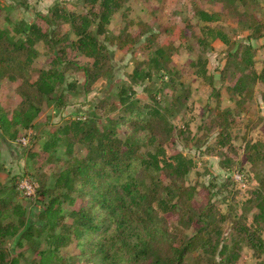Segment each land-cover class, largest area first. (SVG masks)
Returning a JSON list of instances; mask_svg holds the SVG:
<instances>
[{
    "label": "trees",
    "instance_id": "obj_1",
    "mask_svg": "<svg viewBox=\"0 0 264 264\" xmlns=\"http://www.w3.org/2000/svg\"><path fill=\"white\" fill-rule=\"evenodd\" d=\"M82 1L86 10H68L55 2L46 13L36 9L31 21L19 18L12 29L0 26V80L16 81L20 96L10 109L0 105V137L8 140L19 137L39 115L46 97L64 99L58 87L65 82L67 68L81 70L86 87L110 74L112 51L105 34L111 16L127 0ZM208 1L219 2L222 9L193 5V13L205 23L203 35H196L195 39L201 46L205 45L206 36L226 44L222 73L233 78L227 89L235 107L213 109L208 123V129H216L214 141L222 148L230 145L226 128L232 113L251 99L255 83L264 86V57L256 69L253 65L256 48L250 42L229 39L219 25L208 23L225 15L243 25L248 41L264 36V21L254 15V0ZM189 22L188 19L185 22L188 27ZM64 24L67 28L63 31ZM155 34L149 33L144 46L149 53L136 60L129 73L130 83L120 87L122 111L109 125L101 128L78 116L56 123L49 131L41 144L42 151L50 154L62 143L67 158L53 173L52 187L37 188L38 193L47 197L36 220L27 218L21 202L8 196L0 184V264H20L21 253H10L1 245L4 238L15 235L18 244L20 239L31 242L34 236H43L47 246L35 247L32 264H235L242 245L257 255L264 252L262 184L252 187L245 200L251 220L248 222L245 214L233 221L232 236L223 241L221 226L225 215L209 201L193 205L194 189L184 181L193 165L191 158L179 150L169 152L156 141L158 130L172 128L160 107L146 104L147 114L143 117L136 120L127 117V113H141L138 100L132 98L133 84L168 68L171 60L172 46L156 43ZM126 35L129 34L121 31L109 37L115 44H121ZM131 38L137 40L136 36ZM41 53L45 60L36 66L34 62ZM77 56L87 58L86 62L80 63ZM189 65L195 73L206 72L202 54H197ZM67 86L74 88L75 83L69 81ZM260 96L264 103V90ZM137 122L141 124L138 126ZM121 123H128L132 131L121 136L117 130ZM136 128L145 131L143 136L148 138L151 149H141ZM223 161L228 163L227 158ZM76 195L89 196L86 205L66 209L63 202L73 204ZM167 214L176 215L175 224L168 220ZM71 245L78 250L66 251Z\"/></svg>",
    "mask_w": 264,
    "mask_h": 264
},
{
    "label": "rangeland",
    "instance_id": "obj_2",
    "mask_svg": "<svg viewBox=\"0 0 264 264\" xmlns=\"http://www.w3.org/2000/svg\"><path fill=\"white\" fill-rule=\"evenodd\" d=\"M55 2L68 10L87 9L82 0H0V26L12 29L13 23L19 18L31 21L35 19L37 8L46 13L48 7ZM193 5L208 10L222 9L219 2L211 3L208 0H127L111 16L108 32L105 34L106 43L112 51L110 74L96 79L86 87L83 85V72L67 68L65 82L58 87V92L62 93L64 99L59 101L52 95L46 97L39 115L29 128L22 130L19 137L14 140L0 137V184L4 186L8 196L21 202L27 218L37 219L47 197L38 193L37 188H51L53 173L67 158L62 143L50 154L42 151L41 144L49 131L56 123L68 117H86L101 128L109 125L112 118L122 111L119 89L130 83L129 73L136 60L147 57L149 52L144 46L149 33L153 31L156 32V43L172 46L171 60L168 68L154 72L144 82L133 84L135 93L132 98L138 100L141 113H127V117L130 120L143 117L147 114L146 104L160 107L172 128L169 131L158 130L156 141L163 144L169 152L179 150L191 158L193 165L184 181L194 189L193 205L209 201L225 215L221 226L223 241L231 238L230 226L233 221L245 214L248 222L251 220V213L248 211L250 207L245 200L252 187L260 184L264 186V103L260 96L264 86L255 83L251 99L243 104L241 110L232 113L226 128L230 145L220 148L214 141L216 129H208L209 117L213 114V109L235 107L227 89L233 78L222 73L226 44L208 36L205 37V45L201 46L196 41V35H203L205 23L193 13ZM253 10L255 17L264 21V0H254ZM187 19L190 27L185 23ZM215 23L229 39L250 42L256 48L253 65L258 69L264 57V36L247 41V30L243 25L225 15L220 16L217 22L208 24ZM66 28L67 25L64 24L62 30ZM121 31L129 35H126L127 39L122 40L121 44H115L109 36ZM132 36H136L137 40H133ZM38 48L42 51V44ZM197 54H202L205 58L206 72L203 75L193 72L189 65ZM68 55L71 56V53ZM77 57L80 63L87 60L83 56ZM44 60L45 56L41 53L34 65H41ZM69 81L75 83L74 88L67 86ZM16 86V81L5 78L0 80V105L5 109L12 108L20 100ZM140 124L141 122L138 126ZM117 130L121 136H125L132 128L128 123H121ZM136 131L141 149H151L148 138L143 136L145 131L137 128ZM31 151L37 154L31 156ZM80 154H83L82 150ZM225 158L227 164H223ZM158 173L165 181L164 174L161 171ZM24 180L34 187L32 193L27 194L22 189ZM88 199L87 195H76L73 204L63 202V206L66 209L80 208L81 205H86ZM167 218L174 224L177 221L174 214H167ZM17 237L18 235L8 236L1 245L10 253L20 252V264H32L35 247L47 246L43 236H34L31 242L20 239L21 244H18ZM261 237L264 243V227L261 229ZM241 248L235 264H258L259 261H264V252L257 255L246 245ZM76 250L78 249L74 245L66 248L68 252Z\"/></svg>",
    "mask_w": 264,
    "mask_h": 264
},
{
    "label": "built area",
    "instance_id": "obj_3",
    "mask_svg": "<svg viewBox=\"0 0 264 264\" xmlns=\"http://www.w3.org/2000/svg\"><path fill=\"white\" fill-rule=\"evenodd\" d=\"M29 181H23V183L21 184V187H22V189L24 188V190H25V193H27V194H30V193H32L33 191H34V187L30 184V183H28Z\"/></svg>",
    "mask_w": 264,
    "mask_h": 264
},
{
    "label": "crops",
    "instance_id": "obj_4",
    "mask_svg": "<svg viewBox=\"0 0 264 264\" xmlns=\"http://www.w3.org/2000/svg\"><path fill=\"white\" fill-rule=\"evenodd\" d=\"M38 9V8H37ZM40 10V9H39ZM41 10H43V9H41Z\"/></svg>",
    "mask_w": 264,
    "mask_h": 264
}]
</instances>
